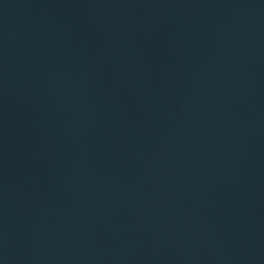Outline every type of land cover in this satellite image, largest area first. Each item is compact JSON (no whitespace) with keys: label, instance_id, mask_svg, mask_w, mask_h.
<instances>
[{"label":"water","instance_id":"water-1","mask_svg":"<svg viewBox=\"0 0 264 264\" xmlns=\"http://www.w3.org/2000/svg\"><path fill=\"white\" fill-rule=\"evenodd\" d=\"M0 264H264V0H0Z\"/></svg>","mask_w":264,"mask_h":264}]
</instances>
